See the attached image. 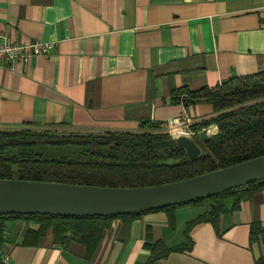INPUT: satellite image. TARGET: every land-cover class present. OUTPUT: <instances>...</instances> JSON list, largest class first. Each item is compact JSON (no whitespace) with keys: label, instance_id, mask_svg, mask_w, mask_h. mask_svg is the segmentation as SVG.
I'll use <instances>...</instances> for the list:
<instances>
[{"label":"crops","instance_id":"crops-1","mask_svg":"<svg viewBox=\"0 0 264 264\" xmlns=\"http://www.w3.org/2000/svg\"><path fill=\"white\" fill-rule=\"evenodd\" d=\"M0 32L57 42L47 55L0 65V130L125 132L186 117L201 145L217 127L191 126L213 116L211 104L185 106L174 92L264 70V0H0ZM222 202L215 222L191 224L206 202L113 218L90 256L74 239L61 245L51 230L35 236V221L9 218L0 264H256L264 187L237 206Z\"/></svg>","mask_w":264,"mask_h":264},{"label":"trees","instance_id":"trees-1","mask_svg":"<svg viewBox=\"0 0 264 264\" xmlns=\"http://www.w3.org/2000/svg\"><path fill=\"white\" fill-rule=\"evenodd\" d=\"M183 92L186 95L181 96ZM173 97L175 102L185 106L199 101L211 104L213 116L191 126L192 131L210 124L217 127L214 135L203 136L200 140L206 155L187 158L184 150L175 145L164 122L144 121L137 131L98 133L100 135L22 126L0 130V179L106 187L151 186L193 177L264 155V70L231 77L214 88L195 92L180 89L174 92ZM165 160L179 162L168 165L161 163ZM263 187L264 181L251 182L219 195L183 204H208L206 212L191 224L215 222L218 215L226 211L222 202L224 198L234 197L237 206ZM135 216L7 214L0 215V233L6 219L33 220L38 223V228L32 232L35 236L40 237L51 230L56 243L64 245L74 239L84 245L90 256L103 231L110 226L111 219H131ZM191 224L187 225L186 230ZM167 252L169 249H164L163 255ZM159 256L152 255L149 262ZM256 264H264V256Z\"/></svg>","mask_w":264,"mask_h":264},{"label":"water","instance_id":"water-1","mask_svg":"<svg viewBox=\"0 0 264 264\" xmlns=\"http://www.w3.org/2000/svg\"><path fill=\"white\" fill-rule=\"evenodd\" d=\"M174 140L189 159L207 154L202 145L187 136H178ZM178 162L165 160L161 163L168 165ZM260 181H264V155L193 177L151 186L106 187L0 179V215H140L206 199Z\"/></svg>","mask_w":264,"mask_h":264},{"label":"built area","instance_id":"built-area-1","mask_svg":"<svg viewBox=\"0 0 264 264\" xmlns=\"http://www.w3.org/2000/svg\"><path fill=\"white\" fill-rule=\"evenodd\" d=\"M57 42L33 41V42H13L7 34L0 32V65L12 64L14 62L27 63L38 55H47L55 50ZM185 94H181L184 96ZM166 129L175 139L178 136L191 137L189 130L190 120L186 117H178L166 123Z\"/></svg>","mask_w":264,"mask_h":264},{"label":"rangeland","instance_id":"rangeland-1","mask_svg":"<svg viewBox=\"0 0 264 264\" xmlns=\"http://www.w3.org/2000/svg\"><path fill=\"white\" fill-rule=\"evenodd\" d=\"M201 128H206V126H204V127H201ZM201 128H200V129H201ZM204 130H205V129H204ZM196 131H197V130H196ZM205 131H207V130H205ZM205 131H204V132H205ZM189 138H190V137H189Z\"/></svg>","mask_w":264,"mask_h":264}]
</instances>
